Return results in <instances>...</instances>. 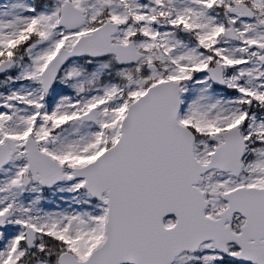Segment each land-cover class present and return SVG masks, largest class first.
<instances>
[{
    "label": "rangeland",
    "instance_id": "1",
    "mask_svg": "<svg viewBox=\"0 0 264 264\" xmlns=\"http://www.w3.org/2000/svg\"><path fill=\"white\" fill-rule=\"evenodd\" d=\"M36 1L40 9L32 14L34 5L31 2L0 0V60L3 52L8 51V47L20 39L22 32L35 23L36 17H41L40 25L47 40L44 45L34 41L25 45L24 55L35 59L33 67L28 68L24 61L18 60L4 74V90H0V141L6 136L13 137L21 152L22 144L28 135H32L40 149L58 163L66 161L71 168L66 169L61 183L48 190L35 184L21 185L22 176L29 174L23 157L24 161L13 157L0 172V213L10 210L7 228L0 229V244L5 245V248L0 247V264H13L18 260L25 224L38 234L36 250L41 249L44 235L69 236L77 258L85 259L104 241L101 222L106 215V198L81 211L75 209L76 203L90 201L82 188L83 181L76 179L71 169L92 161L106 149L107 142L116 140L121 119L131 99L134 101L145 91L144 81L138 79L139 71L145 68H150L148 77L151 81L173 79L182 82L186 77L193 78L184 86L179 121L191 124L199 133L195 153L201 162L208 161L217 145L209 140L210 134L226 130L238 119L246 120L242 131L247 143L244 172L233 178L228 173L211 171L199 182V188L209 200V207L217 213L221 211L225 207L221 195L238 186L264 187V92L256 87L257 83L264 84V68L258 64V58L264 51L248 49L252 43L264 45V28L258 20L237 21L224 15L227 25H235L241 43L245 42L237 45L218 39V26L210 19L204 25L197 7L193 9L195 14L190 13V0L187 5L175 2L179 7L178 13L163 21L169 27L167 32L164 24L158 29L152 27L149 14L137 0H92L85 7L86 28L64 32L56 28L55 18L60 13V4ZM79 2L74 1L77 6H80ZM251 3L253 8L264 14V0H251ZM104 7H108L110 18L122 26L114 41L123 43L138 35V48L147 53L146 58L136 67H115L118 79H124V82L105 85L98 84V78L111 58L85 60L88 66L81 64L82 60H75L64 68L58 83L50 91L49 99L45 100L40 85L43 66L54 56L58 46L70 48L80 35L102 24L104 21L98 17ZM183 28H198L197 34L214 38L207 49L221 52L218 53L220 58L214 61L230 70L226 71V90L237 89L238 94L223 97L222 93L212 95L208 91V76L200 71L206 69V62L211 57L202 58L190 36L183 34ZM242 32H245L243 36ZM159 44L164 45L168 58L158 49ZM167 61H171L170 64ZM112 65L113 62L109 66ZM195 68L197 71L191 77ZM21 80L25 81L22 85L19 84ZM130 81L132 85L128 89L126 86ZM249 102L251 105L247 108ZM98 104L101 105L97 111L98 126L81 122L80 115ZM63 123L67 126L62 127ZM46 140H50L49 146L45 144ZM90 219L97 220L98 225L92 224ZM218 256L214 244L208 242L196 254L179 256L173 264H232L229 258L218 261ZM34 264L55 263L38 261Z\"/></svg>",
    "mask_w": 264,
    "mask_h": 264
},
{
    "label": "water",
    "instance_id": "2",
    "mask_svg": "<svg viewBox=\"0 0 264 264\" xmlns=\"http://www.w3.org/2000/svg\"><path fill=\"white\" fill-rule=\"evenodd\" d=\"M174 87L159 84L132 105L118 144L81 175L94 195L108 190L110 240L137 250L147 264L171 262L176 244L193 249L201 240L214 237L219 226L203 217L201 195L191 186L197 170L204 169L193 158L188 132L177 124L179 88ZM128 194L137 197L131 200ZM155 199H162V205L157 206ZM241 209L257 213L260 207L246 201ZM143 212L159 225L142 226ZM177 212L182 222L172 231L163 230L162 216ZM257 229L264 236V220Z\"/></svg>",
    "mask_w": 264,
    "mask_h": 264
}]
</instances>
